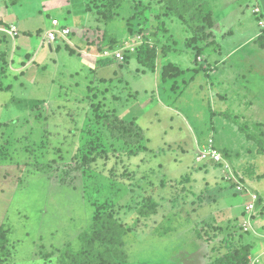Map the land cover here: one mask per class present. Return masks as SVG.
I'll return each instance as SVG.
<instances>
[{
    "label": "rangeland",
    "instance_id": "obj_1",
    "mask_svg": "<svg viewBox=\"0 0 264 264\" xmlns=\"http://www.w3.org/2000/svg\"><path fill=\"white\" fill-rule=\"evenodd\" d=\"M52 2L62 10L49 14L41 8L39 1L35 6V0H24L21 27H36L37 30L30 34L32 46L35 39L39 40L51 27L53 17L71 28L69 41L75 44L79 39L71 25L75 19H81L82 11L87 10L90 17L83 26V41H89L91 36L101 41L102 34H114L122 43L136 40L138 35L143 36L140 31L156 29L157 32L159 22L148 10L149 5L155 4L162 22H168L170 31L181 38V30L170 25L177 16L167 5L158 6L160 0ZM181 2L190 10L198 6L197 0ZM28 5L34 9V14L29 9L26 11ZM217 5L216 12L223 19L224 3L220 1ZM212 20L209 24L205 22L203 31L197 34L205 45L218 47V35L214 33L217 23ZM241 23L252 29L257 27V19L250 12ZM90 24L93 34L92 31L87 33ZM141 38L150 41L153 37ZM233 40L234 36L230 38V44ZM55 42L61 43L60 50L53 54L46 51L47 57L43 58L46 66L39 68L33 81L20 77L8 81L0 77V88L13 84L10 91L0 89V264H61L62 252L69 246L77 250L79 236L94 222L95 216L103 212L111 213L126 226L120 246L125 260L121 264H207L205 257L213 264L229 250L223 240L228 234L238 239V244L251 245L248 264H264V153L256 152L255 142H243V134L229 150L222 145L230 139L222 135L218 145L226 152L227 164L209 157L198 159L199 151L208 146L210 126L215 124L206 75L200 69L202 62L194 61L192 53L183 57L187 65L183 60H177L180 67L189 69L184 76L188 78L196 73L188 86L176 81L179 98L175 107L180 113H172L170 117L168 112H158L161 120H151L153 111L140 116L141 106L129 104V114L139 117L136 118L138 122L140 120L142 126L148 127V140L130 121L128 113H117L127 100L123 95L116 100L120 91L114 87L124 89V86H114L111 101H93L92 107L85 108V112L75 111V103L63 114L49 110L60 101L64 80L68 82L67 87L78 82L84 89L79 99L82 106L88 100V85L94 84L90 82L94 75L88 67L80 69L77 62L80 58L69 54L65 47L67 42ZM153 42L152 39L150 46L155 45L157 52L158 46ZM139 47L140 44L130 51H122L123 59L119 60L126 62L131 56L125 63L128 75L124 78L130 85L145 87L149 96L151 73L143 75L133 66V56H137ZM160 56L156 53V63ZM193 68L197 71L193 72ZM70 69H79V72L72 75ZM161 85L167 93L175 90V86L170 89L162 82ZM91 90L95 91L94 88ZM167 93L166 98L170 96ZM13 96L19 100L14 102ZM144 96L146 94L140 92L135 99L141 102ZM31 101L39 107L30 108ZM43 101L46 102L44 106ZM63 109V106L59 108ZM80 113L86 119H81ZM169 121L183 122L184 129L181 132L170 129L167 127ZM191 125L195 129L201 128L200 133L204 135L203 143H199L201 146L194 153L189 135ZM236 125L264 139L263 130L256 129L254 124L248 126L244 121H238ZM166 128L167 132L162 136ZM174 137H179L180 143H170ZM238 186L245 193L239 192ZM246 189L255 191L261 202L252 210L250 226L245 233L240 229V223L246 217L244 208L250 198ZM148 200L156 203L155 213L142 216L138 209L143 205L150 207ZM228 221L235 225H228ZM197 233H202L203 237L198 238ZM258 239H261V251L255 252ZM201 257L205 260L201 261Z\"/></svg>",
    "mask_w": 264,
    "mask_h": 264
},
{
    "label": "crops",
    "instance_id": "obj_2",
    "mask_svg": "<svg viewBox=\"0 0 264 264\" xmlns=\"http://www.w3.org/2000/svg\"><path fill=\"white\" fill-rule=\"evenodd\" d=\"M8 1L9 0H0V20L15 22L18 26L19 33L15 37H9L0 33V77L2 79H7L8 81L16 80L18 77H20V79L24 78L33 81V79L37 77L40 69L46 66V62H44L43 59L44 57H47L46 51L50 54L56 53L60 50L61 43L49 42L44 35H42L39 40L35 39L36 42H33L34 46H32L30 34L36 30V27H33V29H31L32 27H28L27 29L21 27L24 21V0H14L13 4H10ZM38 1L39 4L41 3V8H43L44 11L49 12V14L57 9L62 10L59 9L58 5L52 2V0H35V6L39 5ZM220 1H223V9L226 10L222 13L223 19H220V13L216 12L218 11L217 9H219L217 4ZM203 2H206L211 11V20L213 19V23L214 21L217 23L214 33L218 35V47L212 46L211 44L205 45L203 39H200L197 42H191L190 38L193 37L191 30L193 22L188 19L181 20L171 12L176 18H172L173 20L170 19L172 20L170 25L172 28L181 30V32H179L181 33V38H177L175 33L170 31L168 22H165L166 24L163 22L160 23L161 26L157 29V35L155 37L153 36V38L151 37L158 47H162L161 49L157 47L156 53L161 56L158 57L160 58L159 61L157 63L155 62V70L152 72L143 67L137 61L136 57L133 56L135 60V64L133 65L134 70L143 75L147 72L152 75L150 76L151 95L149 94V96L145 87L140 88L136 85H130V83L127 82L128 80L124 78L125 75H128L125 63L130 60L131 56L128 57L126 62H122V60L102 55L103 50L100 51L99 48L107 46L106 37L104 36L105 34L101 35V41L93 36H91L89 41L85 42L82 40V35L84 33L82 30H85L83 26L87 24V20L90 17L88 10L86 12L82 11L81 19L78 18L77 21L75 19L73 23L74 25H71V27H75L74 31H77V38L79 40L75 44L70 41L65 47L69 49V54H76L80 58L77 62L81 70L85 67L89 68L88 71L92 76L94 75L90 82L91 84H94L88 85V100L87 103L82 106L79 99L83 96L84 89L78 86V82L73 83L71 87H67L68 82L64 80V88H62L64 92H62V95L60 96V101L56 102L53 106L54 109L50 108L49 110L58 111L63 114V112H66V110L75 103L73 108L75 111L79 110V112H85V108L92 107L93 101H107L109 99L111 101V93L114 86H124V89L114 87L115 89L117 88V91H120L116 100H120L122 95L126 97L127 100V103L120 105L121 109L117 111V113L121 115L128 113L131 118L130 121H133L132 123L141 129L146 136V130L148 127L142 126L141 123H139L140 120L138 122V119L136 118L139 117H132L129 114V104L138 103V105L141 106L140 116L153 111L151 120H161L157 115L158 112H168L170 117H172V113H180L178 111L179 109L175 107L179 98V95H177L178 82L176 81H181L185 86H188L196 73L188 76V78L186 75L184 76L186 72L188 73L189 69L180 67L177 60L179 62L183 60L184 64L187 65L183 57L192 53L195 55L194 61L202 62L200 64V69L205 72L206 75L209 103L211 105V112H213L215 116V124L210 126V134L207 144L209 139H211L213 147L225 155L226 152H224L222 148L226 146L229 150L233 149V144L237 142V138L239 136L241 137L242 134L243 142H255L254 140L247 139L245 134L240 130L241 126L236 125V123H238V121H244L248 126L254 124L253 126H255L256 129L258 128L257 126H259L258 129L261 128L264 132V48L260 47L256 42V38L263 30L258 24V20L262 17V19H264V0H203ZM155 5L150 6L158 8ZM157 5H164V0H160V3ZM255 7L260 9L261 16L263 15L262 17L259 16L260 14L254 12ZM27 9H29L30 13L34 14V9L31 10L30 5H28L26 11H28ZM248 10L257 19V27H254L253 29L248 26L245 27L242 23L240 24L241 20H245L246 16H248ZM169 15L171 14L169 13ZM230 17H232L231 20ZM47 23L49 22L46 21V24ZM200 24L202 26L204 25L203 23ZM47 25H45V27ZM247 25H250L249 22ZM43 30L44 29L40 31V34H42ZM90 31H92V34L94 33L91 24L89 32L87 33L90 34ZM233 36L234 40L230 44V38ZM51 59L56 61L53 55H51ZM165 65H169L171 71H169L170 76L167 77L166 81L162 82L159 74L162 67ZM78 70L79 69H70L69 73L77 75L79 72ZM191 70L193 72L197 71L196 68ZM243 75H247V77L243 78ZM161 82L164 85L165 83H168L165 86L170 87V89L172 86H175V90L171 89V92L167 93L164 91L165 87L161 85ZM248 86H251L252 89L250 90ZM12 87L13 84L8 83L5 88L0 89L10 91ZM92 88H94L95 91L91 90ZM140 92L145 93L146 96L143 97L141 102H137L135 97L138 96ZM166 93L170 94L168 98H166ZM63 94L66 95L64 96ZM152 95L154 96L152 97ZM10 99L12 98H9V101H11ZM16 100L19 99L13 96V101L16 102ZM45 103L43 101V106ZM35 105L39 107L35 101H31L29 107L32 108V106ZM61 106L64 107L63 110H59ZM79 107H81V109H78ZM185 110L189 112L188 109ZM84 117L85 115L83 116V114L80 113V118L82 119ZM168 126L172 130H178L177 132H181L185 125L181 121L176 123L169 121V123H167V127ZM190 127L189 135L192 136L191 143L194 153L199 150V147L201 146L199 143H203L201 140L204 135L203 133H200L201 128L198 127L195 129L193 125ZM166 132L167 128L164 129L162 136H164ZM185 133L188 135L187 132ZM236 134L238 136H236ZM222 135L229 137L230 142L226 145H222L223 147H219L218 144L221 143L220 136ZM146 139L149 140L147 136ZM180 141L179 137H174L171 139L170 143H180ZM256 152H258V148ZM260 240L261 239H258L257 243L254 245V248L256 247L254 250L255 252L261 251L262 243ZM205 259L207 264H209V260L206 257ZM205 259L204 257H201V261Z\"/></svg>",
    "mask_w": 264,
    "mask_h": 264
},
{
    "label": "trees",
    "instance_id": "obj_3",
    "mask_svg": "<svg viewBox=\"0 0 264 264\" xmlns=\"http://www.w3.org/2000/svg\"><path fill=\"white\" fill-rule=\"evenodd\" d=\"M197 1L198 6L194 10H190V7L184 6L181 0H164V5H167L169 10L178 18L185 20L187 17L189 21L193 22L195 25L194 27L192 26L191 29L193 34V37L190 38L191 42H197L202 39V37L197 34L200 30L201 32L203 31V26L200 23H211V11L208 5L206 2H203V0ZM8 2L13 4L14 0H9ZM149 7L148 10L154 13L155 19L159 22L158 27H156L159 29L161 26L160 23L162 22L159 9L153 8L150 5ZM139 33L143 34V36L149 35L151 37L157 35L156 29L148 32L146 30L140 31ZM104 36L106 37L107 46L100 47V51L106 48H116L123 44L122 41L116 39L114 34ZM256 42L260 47L264 48V30H262L261 34L256 38ZM155 57V46H150L148 42L140 44L136 59L143 67L153 72L155 70ZM166 70L168 72H166ZM169 71H171L169 65L162 67L159 74L162 82L166 81L167 77L170 76ZM257 127L259 128V126ZM240 130L245 134L247 139L254 140L257 143L258 152L264 153V139L261 138L260 135L254 134L245 128H240ZM260 202L261 200L259 197L258 205ZM148 203H150L149 205H151V208L148 207V205H143L138 209L142 216L155 213L156 203L153 200H148ZM236 222L239 223L238 218ZM226 223H228V225L230 224L229 221ZM232 225H235V222L230 224V226ZM240 225L241 228H239L246 233L247 230H243L242 220ZM125 229V224L117 220L111 213L103 212L97 214L94 218V222L79 236L80 245L77 250H73V248L69 246L68 249L62 252L64 258L61 256V264H121L125 260L124 251L120 248L122 244L121 238ZM197 237L202 238V233H197ZM238 237H242V234H238ZM223 240L226 242L225 245L229 246V250H226L220 260H215L213 264H248V256L251 254L250 244H244L242 242L238 244L237 241L239 240L229 234L226 239Z\"/></svg>",
    "mask_w": 264,
    "mask_h": 264
},
{
    "label": "built area",
    "instance_id": "obj_4",
    "mask_svg": "<svg viewBox=\"0 0 264 264\" xmlns=\"http://www.w3.org/2000/svg\"><path fill=\"white\" fill-rule=\"evenodd\" d=\"M254 12L260 14L259 15L260 17L263 16V15L261 16L260 9L258 7H255ZM262 18L258 20V24L260 25V27L262 29H264V19H262ZM0 33H3L9 37H15L19 33V29H18V26L15 22H12V21L8 22V21L0 20ZM71 33H72V30L69 26L61 24L57 18H52L51 19V27L45 31L44 37L49 42H55V41L63 40L67 43H70L69 35ZM141 37H144V36L138 35V38L136 40H133V41L127 40V41L123 42V44L121 46H118L116 48H112V49L106 48L103 50L102 55L105 57H113V58L123 59L122 51H130L136 45H139L143 42L151 43L149 40L148 41L146 39L143 40V38H141ZM202 149L203 150L199 151L198 159H205V158L209 157L215 161L226 162L225 155L222 154L221 152L217 151L213 147V142L211 139H209V141H208V146H206V148H202ZM225 164H227V162ZM238 188L240 189L239 192L245 193L241 190L242 188L240 186H238ZM243 190H244V188H243ZM246 190L248 191L247 194L250 196V198L247 201V203L245 204V208H244L245 212H246V217H245V219H243L242 226L245 230H247L248 227L250 226L251 212L256 206H258V200H259V196L257 193H255V191L252 190V192H251L248 189H246Z\"/></svg>",
    "mask_w": 264,
    "mask_h": 264
}]
</instances>
